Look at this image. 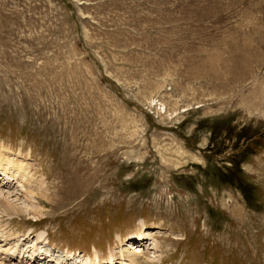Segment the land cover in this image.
Masks as SVG:
<instances>
[{
  "label": "rangeland",
  "instance_id": "374dc122",
  "mask_svg": "<svg viewBox=\"0 0 264 264\" xmlns=\"http://www.w3.org/2000/svg\"><path fill=\"white\" fill-rule=\"evenodd\" d=\"M0 155V264H264V0H0Z\"/></svg>",
  "mask_w": 264,
  "mask_h": 264
},
{
  "label": "bare ground",
  "instance_id": "6f19581e",
  "mask_svg": "<svg viewBox=\"0 0 264 264\" xmlns=\"http://www.w3.org/2000/svg\"><path fill=\"white\" fill-rule=\"evenodd\" d=\"M1 156V155H0ZM0 161H3V159L0 158ZM15 171L20 172V171H24L23 167L19 164H17L15 167H13ZM16 172V173H17ZM43 201H41L42 203ZM141 243V242H140ZM145 246V245H144ZM146 247V246H145ZM149 249V247H148ZM146 250V249H145ZM145 250H141L140 252H144L147 253V251L145 252ZM149 251V250H148ZM42 253V252H41ZM45 255L44 253L41 254V256ZM63 264V263H60ZM128 264H142L141 263V257L139 255V252L134 251L133 254L129 255V259H128Z\"/></svg>",
  "mask_w": 264,
  "mask_h": 264
},
{
  "label": "trees",
  "instance_id": "16d2710c",
  "mask_svg": "<svg viewBox=\"0 0 264 264\" xmlns=\"http://www.w3.org/2000/svg\"><path fill=\"white\" fill-rule=\"evenodd\" d=\"M242 184V183H241ZM240 185V184H239Z\"/></svg>",
  "mask_w": 264,
  "mask_h": 264
}]
</instances>
